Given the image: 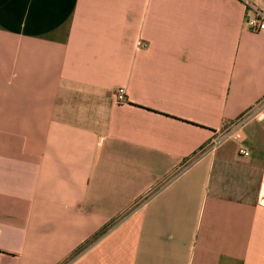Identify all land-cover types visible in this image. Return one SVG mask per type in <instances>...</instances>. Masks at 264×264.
I'll return each instance as SVG.
<instances>
[{
	"label": "crops",
	"instance_id": "crops-1",
	"mask_svg": "<svg viewBox=\"0 0 264 264\" xmlns=\"http://www.w3.org/2000/svg\"><path fill=\"white\" fill-rule=\"evenodd\" d=\"M254 10L0 0V264H264Z\"/></svg>",
	"mask_w": 264,
	"mask_h": 264
},
{
	"label": "built area",
	"instance_id": "built-area-1",
	"mask_svg": "<svg viewBox=\"0 0 264 264\" xmlns=\"http://www.w3.org/2000/svg\"><path fill=\"white\" fill-rule=\"evenodd\" d=\"M248 25L254 32H259V31H264V16L259 12L254 10L252 17L248 19ZM138 47L143 46L141 41H138L136 44ZM116 101L118 104H125L127 102L126 98V93L123 88H119L116 92ZM263 106H264V101H263ZM254 114V113H253ZM252 113L246 114L245 116L238 118L237 120L233 121L232 123L229 124V130L225 133L224 136L220 138H215L212 140L210 143V148L213 149L216 146L220 144L224 139L229 138L236 128L240 127L246 120L251 118L253 116ZM240 153L243 154L244 156H247L248 153L244 152L243 150H240Z\"/></svg>",
	"mask_w": 264,
	"mask_h": 264
},
{
	"label": "trees",
	"instance_id": "trees-1",
	"mask_svg": "<svg viewBox=\"0 0 264 264\" xmlns=\"http://www.w3.org/2000/svg\"><path fill=\"white\" fill-rule=\"evenodd\" d=\"M189 162H190L189 160L186 161V162H183V163H182V166L180 167L179 170L184 169V168L188 165ZM110 228H111L110 225L104 227V228L100 231V233H98V234H97V235H96L91 241L87 242L84 246L80 247V248L76 251L75 255L78 254V253H80L82 250L86 249V248H87L88 246H90L94 241H96L99 237L103 236V235H104V234H105ZM75 255H73V257H74Z\"/></svg>",
	"mask_w": 264,
	"mask_h": 264
}]
</instances>
